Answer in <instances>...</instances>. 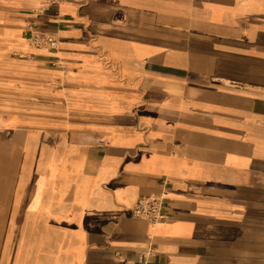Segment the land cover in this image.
<instances>
[{
  "label": "crops",
  "instance_id": "crops-1",
  "mask_svg": "<svg viewBox=\"0 0 264 264\" xmlns=\"http://www.w3.org/2000/svg\"><path fill=\"white\" fill-rule=\"evenodd\" d=\"M31 16L0 72V264H264V0ZM143 196L161 222L131 216Z\"/></svg>",
  "mask_w": 264,
  "mask_h": 264
},
{
  "label": "rangeland",
  "instance_id": "rangeland-1",
  "mask_svg": "<svg viewBox=\"0 0 264 264\" xmlns=\"http://www.w3.org/2000/svg\"><path fill=\"white\" fill-rule=\"evenodd\" d=\"M39 8H47V5L45 3L37 6L27 5L23 0H0V72H2L1 65L3 62H6L10 58H14L17 54L13 49H9L16 43L14 41L15 38H13L8 32L13 29H19L21 34H23V37H25L24 32L26 28L33 25L31 15L39 14L37 13V9L39 10ZM17 37H19V35ZM22 42L25 43L27 49L30 51L36 50L27 40L22 39ZM1 76H4V74L0 73V86H4L5 90L4 94L0 95V97L6 98V101L4 107L0 105V125L4 121V118L2 117L4 115V113H2L3 109L5 108L7 116L12 115L13 104L15 102L14 83L10 80H5L4 77Z\"/></svg>",
  "mask_w": 264,
  "mask_h": 264
},
{
  "label": "built area",
  "instance_id": "built-area-1",
  "mask_svg": "<svg viewBox=\"0 0 264 264\" xmlns=\"http://www.w3.org/2000/svg\"><path fill=\"white\" fill-rule=\"evenodd\" d=\"M64 0H44L48 6L59 5ZM47 8L37 9V13H44ZM32 47L39 50H52L58 47V40L55 36L48 35L38 28H34L29 38ZM130 214L133 218L143 219L150 223L161 222L163 214V200L160 196H143L131 207ZM154 254V249L149 247L140 252L144 259L150 258Z\"/></svg>",
  "mask_w": 264,
  "mask_h": 264
},
{
  "label": "bare ground",
  "instance_id": "bare-ground-1",
  "mask_svg": "<svg viewBox=\"0 0 264 264\" xmlns=\"http://www.w3.org/2000/svg\"><path fill=\"white\" fill-rule=\"evenodd\" d=\"M43 1H44V0H42V4L44 3ZM42 4H41V5H42ZM36 50H39V49H36ZM43 51H48V50H43Z\"/></svg>",
  "mask_w": 264,
  "mask_h": 264
}]
</instances>
